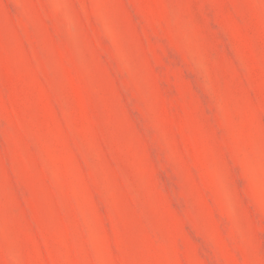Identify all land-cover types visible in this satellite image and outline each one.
I'll return each mask as SVG.
<instances>
[{
    "label": "rangeland",
    "instance_id": "374dc122",
    "mask_svg": "<svg viewBox=\"0 0 264 264\" xmlns=\"http://www.w3.org/2000/svg\"><path fill=\"white\" fill-rule=\"evenodd\" d=\"M0 264H264V0H0Z\"/></svg>",
    "mask_w": 264,
    "mask_h": 264
}]
</instances>
